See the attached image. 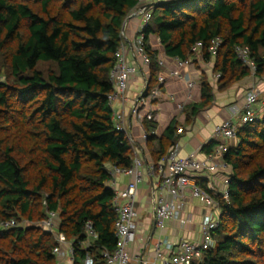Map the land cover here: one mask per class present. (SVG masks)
<instances>
[{
    "label": "trees",
    "instance_id": "16d2710c",
    "mask_svg": "<svg viewBox=\"0 0 264 264\" xmlns=\"http://www.w3.org/2000/svg\"><path fill=\"white\" fill-rule=\"evenodd\" d=\"M152 4L153 18L143 31L149 89L160 74L151 59L159 66L151 36L166 55L182 60L202 42L203 59H214L213 71L221 73L219 91L251 75L237 57V46L249 49L255 76L264 78V0ZM141 5L142 0H0V221L36 223L48 211L56 212L59 230L74 242L75 264L88 251L93 264H107L104 250L116 249L118 214L109 170L129 167L134 148L115 126L111 72L125 23ZM215 38L222 43L212 57ZM214 100L215 90L204 76L201 98L184 107L183 123L173 119L157 136L151 134L157 123L144 121L154 162L178 144L179 128L192 125ZM237 138L223 156L232 169L229 200L211 191L220 222L211 232L213 246L196 264H264V112L241 125ZM210 145L204 147L208 153ZM87 222L98 239L84 249L79 242L87 239ZM56 245L35 224L0 229V264H58Z\"/></svg>",
    "mask_w": 264,
    "mask_h": 264
},
{
    "label": "built area",
    "instance_id": "2783aa9c",
    "mask_svg": "<svg viewBox=\"0 0 264 264\" xmlns=\"http://www.w3.org/2000/svg\"><path fill=\"white\" fill-rule=\"evenodd\" d=\"M154 1H167V0H154ZM169 1V0H168ZM146 0H142V5H145ZM141 7L137 8L131 16L139 15L142 17L141 28L132 42L131 49L134 57L150 67V58L147 53L144 43L143 31L149 25L153 18L152 10L146 9L141 11ZM124 39V37H123ZM222 43L221 38H215L212 40V44L209 48L212 57L217 54L218 48ZM204 44L202 42L196 43L193 47L194 55L201 54ZM129 47L122 41L120 47L116 51L117 62L112 69L111 75L115 84V90L109 95V101L113 104L117 99H121L123 102L128 100L127 92L129 89V82L131 78L141 72L140 64H130L128 60ZM237 57L250 68L251 77L255 76L257 65L250 57V51L247 47H236ZM200 55V56H201ZM178 63L176 69H172L169 75L165 76L160 73L158 76V84L149 89L148 76L145 79L144 89L140 92L139 98L134 102L131 114L137 122L144 124L145 120L156 121L155 112L157 110V103L163 96L161 88L167 82L170 77L178 78L185 81L189 88L194 86V81L189 73L182 72V69L189 66L192 62L190 58L186 60L174 57ZM160 67H164L163 60L158 59ZM213 81L217 82L221 77V73L214 72L212 75ZM260 91L256 86H251L246 92L244 104L242 107H232V117H237L241 124L259 120L262 116L257 107L259 101ZM169 97L174 98L173 95ZM186 105L184 103H178L177 108L183 111ZM261 112H264V104L262 105ZM113 119L115 126L118 130L124 131L131 142L134 144V140L128 134V130L125 126V116L122 112L114 110ZM145 129V128H144ZM239 126H237L233 119H227L221 124L215 127L214 133L218 137H223L226 140H232L237 138ZM182 130L179 129L178 133ZM149 133L144 130V139L147 140ZM134 156L133 162L129 167L112 166L109 170L110 183L115 191L114 208L118 214V219L115 225V236L117 238L116 249L113 252L104 250L103 256L107 261V264H196L202 260L203 252L213 246L214 240L212 238V230L219 226L220 214L215 218L206 216L203 223V237L202 243H195L186 239L179 242L178 245L166 243L163 245V241H159L156 244L155 256L153 259L138 255L132 258L129 252V245L134 243L137 238L136 221L138 219V211L136 209V195L138 191V185L144 179V173L142 168L144 167V161L138 150L133 145ZM226 152L223 147L216 149V155L224 156ZM229 165L224 161L222 163L216 162L214 157H208L200 160L191 155L186 158L178 157L177 145L161 160L151 162L147 165V170L151 176H154L157 180L154 189V227L157 229H164L166 222L173 219H179L182 224H186L190 219L180 218V213L175 206V200H182L184 191L190 190L192 195L198 199L207 208L219 209L217 200L213 197L211 191L220 195L223 199L229 200V179L226 181L225 188L217 191L214 186H207L208 189L203 188L198 180L195 178L194 173L202 171H209L215 173L220 168L228 167ZM120 174L130 175L132 180L123 190L115 188L116 177ZM32 225L35 224L45 230H47L55 239L57 245L53 249V253L60 260L63 257L69 258L71 264H75V245L74 242L69 240L66 234L59 230L58 215L54 211H48L47 217L36 223L24 221L19 223L15 219L0 221V229H9L20 225ZM85 233L87 239L79 242L80 246L87 249L92 243L98 239V233L95 231L92 222H87L85 226ZM165 246V248H163ZM164 249L169 251V254L164 253ZM93 255L88 251L84 256V259L80 264H93Z\"/></svg>",
    "mask_w": 264,
    "mask_h": 264
},
{
    "label": "crops",
    "instance_id": "0c3cea01",
    "mask_svg": "<svg viewBox=\"0 0 264 264\" xmlns=\"http://www.w3.org/2000/svg\"><path fill=\"white\" fill-rule=\"evenodd\" d=\"M154 0H146L145 4L153 3ZM142 24V17L139 15L130 16L125 23L123 30L124 42L129 47L128 60L130 64H140L141 61L134 57L131 49L132 42L137 36ZM151 43L156 49H159L158 59L164 61L165 66L161 67L165 76L169 75L172 69H176L178 66L174 57L168 56L164 53L163 47L160 44L158 38L151 36ZM201 54H193L190 59L192 60L189 66L182 69V72L189 73L194 81V86L189 88L187 83L181 79L170 77L164 84L163 96L157 102V110L155 113V122L157 123V129L151 134L161 136L167 126L173 119L183 123L185 115L182 111L178 110L177 104L184 103L188 105L193 102H198L201 98V80L202 77L207 76L215 90V100L213 104L202 110L192 125L187 126L184 129L183 125L179 129L182 131L179 134L180 139L177 144L178 157L186 158L191 155L203 160L208 157H214L216 162L222 163L223 157L216 155V149L223 147L227 150L231 147H235L237 139L226 140L223 137L215 135V127L221 124L223 121L232 118L237 126H241V122L237 117H232V107H242L245 100V88L251 82V76L236 83L225 91H219L218 85L212 79L214 59L205 61ZM140 62V63H139ZM141 72L133 76L129 82V89L127 92L128 100L123 102L121 99H117L113 104V109L117 112L124 113L125 126L128 130V134L134 140V146L138 150V153L144 161V167L142 168L144 173V179L138 185V191L136 195V209L138 211V219L136 221L137 238L134 243L129 245V252L132 258L138 255H143L146 258L153 259L155 256L156 244L159 241H163V245L166 243L178 245L183 239L202 243L203 237V223L206 216L217 217L220 214V209L207 208L198 199H196L191 191L188 189L184 191L182 200H175L176 209L180 213V218L190 219L185 225L180 222L179 219H173L166 222L164 229H157L154 227V189L156 178L151 176L147 170V165L153 162L151 150L148 146L147 140L144 139V124H140L135 120L131 114V110L134 102L139 98L140 92L144 89L145 79L149 76V68L147 65L141 63ZM257 78V77H256ZM258 79V78H257ZM258 86L260 88L259 101L257 107L261 112L262 105L264 104V80H258ZM215 84V85H214ZM173 95L174 98L169 97ZM211 143L209 146L210 153L204 150V147ZM156 146L157 141H153ZM232 169L230 166L220 168L215 173L209 171H202L194 173L193 176L199 181H203L207 186H214L217 191L225 188L226 181L230 178ZM132 180L130 175L120 174L116 177L115 188L123 190ZM165 248V246H163ZM166 255L169 254L167 249H164ZM58 264H71L69 258L63 257L58 260ZM117 264V263H112ZM132 264H136L132 262Z\"/></svg>",
    "mask_w": 264,
    "mask_h": 264
},
{
    "label": "rangeland",
    "instance_id": "374dc122",
    "mask_svg": "<svg viewBox=\"0 0 264 264\" xmlns=\"http://www.w3.org/2000/svg\"><path fill=\"white\" fill-rule=\"evenodd\" d=\"M132 13H133V12H132ZM132 13H131V15H132ZM131 15H130V16H131ZM263 54H264V50H263ZM151 59L153 60V65H154V68L157 70V73H158L159 71L161 72V71H162V68L159 67V66L157 65L156 60H154V58H152V57H151ZM160 72H159V73H160ZM250 79H251V82H252V83H249V82H248V84H247V86H246V88H245V93L249 90V88H250L252 85H253V86H256V87L259 89V91H260V88H259V86H258V82H259L258 80H264V78H263V79H257L256 76H253V77H251ZM157 84H158V83H157L156 75H155V81H154L153 85L155 86V85H157ZM215 84L217 85V84H218V81L215 82ZM215 84H214V85H215ZM233 86H234V85H233ZM231 87H232V86H231ZM163 88H164V87L161 88L162 91H163ZM245 95H246V94H245ZM156 103H157V102H156ZM155 113H156V112H155ZM148 123H149V122L146 121V126H148L149 128L151 127V128L153 129V127L150 126V125H148ZM183 127H184V129L187 128V126H186L185 124H183ZM151 132H152V131H151ZM237 142H238V139H237ZM21 224H22V223H21Z\"/></svg>",
    "mask_w": 264,
    "mask_h": 264
},
{
    "label": "water",
    "instance_id": "95a60500",
    "mask_svg": "<svg viewBox=\"0 0 264 264\" xmlns=\"http://www.w3.org/2000/svg\"><path fill=\"white\" fill-rule=\"evenodd\" d=\"M153 6V4L152 3H148V4H145V5H143V6H141V11H144V10H146V9H149L150 7H152Z\"/></svg>",
    "mask_w": 264,
    "mask_h": 264
}]
</instances>
